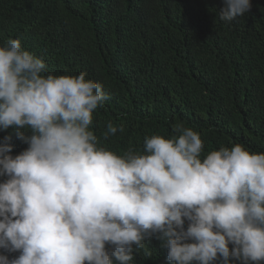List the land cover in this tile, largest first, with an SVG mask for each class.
<instances>
[{"label": "clouds", "instance_id": "9594fccd", "mask_svg": "<svg viewBox=\"0 0 264 264\" xmlns=\"http://www.w3.org/2000/svg\"><path fill=\"white\" fill-rule=\"evenodd\" d=\"M219 18L252 0H223ZM19 38L0 44V264H133L151 239L168 264H264V153L205 155L183 122L118 153L92 130L100 82L46 72ZM123 132L107 122L103 139ZM187 224V226H186Z\"/></svg>", "mask_w": 264, "mask_h": 264}, {"label": "trees", "instance_id": "16d2710c", "mask_svg": "<svg viewBox=\"0 0 264 264\" xmlns=\"http://www.w3.org/2000/svg\"><path fill=\"white\" fill-rule=\"evenodd\" d=\"M252 4L225 22L223 0H0V44L19 38L47 73L100 82L110 98L92 130L118 153L170 137L178 121L205 155L233 144L264 153V0ZM109 121L124 131L104 140ZM7 135L13 155L27 147ZM162 244L153 237L133 264H168Z\"/></svg>", "mask_w": 264, "mask_h": 264}]
</instances>
